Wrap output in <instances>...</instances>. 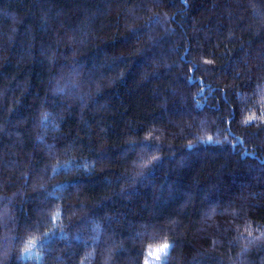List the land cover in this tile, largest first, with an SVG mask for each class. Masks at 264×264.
I'll list each match as a JSON object with an SVG mask.
<instances>
[{
    "label": "trees",
    "instance_id": "1",
    "mask_svg": "<svg viewBox=\"0 0 264 264\" xmlns=\"http://www.w3.org/2000/svg\"><path fill=\"white\" fill-rule=\"evenodd\" d=\"M145 261L264 264V0H0V264Z\"/></svg>",
    "mask_w": 264,
    "mask_h": 264
},
{
    "label": "snow or ice",
    "instance_id": "2",
    "mask_svg": "<svg viewBox=\"0 0 264 264\" xmlns=\"http://www.w3.org/2000/svg\"><path fill=\"white\" fill-rule=\"evenodd\" d=\"M252 119H254V117H253ZM248 122H249V121H245V123H248ZM169 248H170V245L165 244V245H163V246L158 250V252H159L160 254H163L164 257H166ZM160 259H161V256H160L159 254L156 255V260H160ZM146 264H147V262H146Z\"/></svg>",
    "mask_w": 264,
    "mask_h": 264
},
{
    "label": "rangeland",
    "instance_id": "3",
    "mask_svg": "<svg viewBox=\"0 0 264 264\" xmlns=\"http://www.w3.org/2000/svg\"><path fill=\"white\" fill-rule=\"evenodd\" d=\"M155 252L154 251H151V253L150 254H154ZM144 264H146V261H145V263Z\"/></svg>",
    "mask_w": 264,
    "mask_h": 264
}]
</instances>
